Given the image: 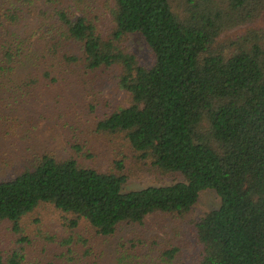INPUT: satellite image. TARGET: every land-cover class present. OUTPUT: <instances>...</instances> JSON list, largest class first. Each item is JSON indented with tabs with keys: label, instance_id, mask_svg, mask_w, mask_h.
<instances>
[{
	"label": "trees",
	"instance_id": "obj_1",
	"mask_svg": "<svg viewBox=\"0 0 264 264\" xmlns=\"http://www.w3.org/2000/svg\"><path fill=\"white\" fill-rule=\"evenodd\" d=\"M16 1L0 0L1 227L28 243L23 218L50 205L72 232L63 240L67 252L57 255L61 264H102L107 253L113 264H141L118 246L109 250L122 226L155 213L189 221L200 192L210 189L218 206L187 224L191 264H264V31L217 43L223 31L257 19L264 0H112L100 25L77 7L26 28V4ZM134 33L149 65L127 43ZM111 72L126 105L86 123L121 136L139 160L180 180L125 190L122 159L100 170L80 157L90 151L83 122L73 118L65 154L29 148L18 159L12 152L52 108L66 98L88 101ZM79 226L94 232L85 236ZM11 245L1 238L0 264H23L26 248Z\"/></svg>",
	"mask_w": 264,
	"mask_h": 264
},
{
	"label": "rangeland",
	"instance_id": "obj_2",
	"mask_svg": "<svg viewBox=\"0 0 264 264\" xmlns=\"http://www.w3.org/2000/svg\"><path fill=\"white\" fill-rule=\"evenodd\" d=\"M24 1L26 0H17L16 2L20 3V6L26 4L22 15L25 16L24 20H27L28 16L31 21L21 20L25 28L29 23H35L36 20L41 21L44 16H53L56 9L63 8L66 10L71 8L77 12V7L88 14L90 18L97 17L100 25L102 24L100 20L108 16L112 3V0H82V2L80 0H30L25 3ZM249 28H258L264 31V10L253 22L242 26H232L223 31L218 36L217 43H226V41L242 35ZM127 43L142 64H150L149 50L139 34H131L127 39ZM92 94L93 96L89 97L88 101L72 102L67 98L65 101L62 100L57 108L51 109V114L45 121H40L36 125V129L31 131L29 138L21 144L16 142L13 145L12 152L19 155L18 159H22L29 148L41 151L47 149L65 154L69 149L65 141L68 139L69 133L66 121L73 118L76 121L81 120L83 122L80 126L83 130L80 135H83L88 142L87 147L90 151L89 156L84 155L85 152H83L80 157L85 159L87 164L100 170H106L113 159H122L125 166L124 173L128 176V180L123 186L125 190L148 185L167 184L181 179L178 175H164L150 168L148 164L137 158L136 153L127 147L121 136L96 132L93 128L94 123H86L87 118L99 117L118 105H126L125 94L118 89L114 73L111 72L96 84L94 83ZM49 106L52 107V104H49ZM75 138L77 137L75 136ZM218 204L219 198L216 193L213 190L205 189L200 192L191 211L186 214L185 217L189 221L184 218H174L164 213L150 214L141 224L122 226L117 238H113L108 243L109 250L118 246L121 250L132 253L134 259H138L141 264H191L194 259L192 253L196 249L187 224L206 211L217 207ZM62 222L63 219L60 213L54 207L50 205L40 206L34 214L24 217L21 222L20 235H27L30 240L28 243H20L15 239V236L18 238V235H14L15 233L5 225L1 227L0 223V245L1 238H3L4 243L12 244L13 247L24 246L27 260H24L23 264H31V262L61 264L57 255L61 251L67 252L69 244H63V240H67L72 234L70 229L63 227ZM84 228H86V231L83 230ZM90 230V227L81 228V226L77 229V231L88 237ZM93 232L91 230V234ZM121 244H126L125 248H121ZM133 244L135 246L132 249ZM173 249L176 251L173 252L174 255L171 258L164 255L165 251ZM112 258L107 253L101 262L102 264H113Z\"/></svg>",
	"mask_w": 264,
	"mask_h": 264
}]
</instances>
